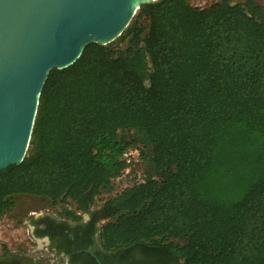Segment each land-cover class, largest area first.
I'll return each mask as SVG.
<instances>
[{"label":"trees","instance_id":"trees-1","mask_svg":"<svg viewBox=\"0 0 264 264\" xmlns=\"http://www.w3.org/2000/svg\"><path fill=\"white\" fill-rule=\"evenodd\" d=\"M119 132L142 141L141 163L147 152L153 170L91 212L105 220L100 264H264V10L255 0L143 4L113 42L51 70L25 157L0 170V218L15 196L69 200L65 222L35 235L78 236L83 227L68 220L78 223L125 170L120 156L133 145Z\"/></svg>","mask_w":264,"mask_h":264},{"label":"water","instance_id":"water-1","mask_svg":"<svg viewBox=\"0 0 264 264\" xmlns=\"http://www.w3.org/2000/svg\"><path fill=\"white\" fill-rule=\"evenodd\" d=\"M157 0H0V170L27 153L48 73L107 45Z\"/></svg>","mask_w":264,"mask_h":264},{"label":"rangeland","instance_id":"rangeland-1","mask_svg":"<svg viewBox=\"0 0 264 264\" xmlns=\"http://www.w3.org/2000/svg\"><path fill=\"white\" fill-rule=\"evenodd\" d=\"M188 3L197 8H205L220 0H187ZM233 3H243L245 0H229ZM264 10V0H255ZM118 139L131 143L130 147H143L141 140L135 137L132 132H119ZM146 153V162L132 167L128 173H124L111 181L107 190L99 192L95 197L90 209H98L108 199L126 187L140 183L152 173L150 154ZM13 208L0 218V253L3 247L9 254L21 255H45V243L42 238H35L33 233V217H51L61 219L65 211H74L75 205L69 201H59L51 204L44 198L30 196L13 197ZM34 214V215H32ZM79 214V213H77ZM1 255V254H0Z\"/></svg>","mask_w":264,"mask_h":264},{"label":"flooded vegetation","instance_id":"flooded-vegetation-1","mask_svg":"<svg viewBox=\"0 0 264 264\" xmlns=\"http://www.w3.org/2000/svg\"><path fill=\"white\" fill-rule=\"evenodd\" d=\"M95 209H90L89 212L79 213L81 219L78 223L71 222L68 220V224L71 227L77 225L83 227L77 230L78 236L74 235L73 232L69 233L68 242L59 239L58 237L51 238L50 236L38 237L35 235V231L38 229L45 230L50 222H65L63 218L56 219L51 217H33V233L35 238H42L45 243V255H21V254H10L4 256L6 262L10 264H100L97 253L101 250L98 240V230L100 226L105 222L103 219H93L90 215ZM34 215V214H32ZM45 219V222L37 225L38 221ZM53 220V221H52ZM88 223H91L90 228H86ZM85 226V227H84ZM51 227V226H49ZM45 228V229H44ZM51 229V228H49ZM71 242H83L86 243V249L76 250L74 244ZM60 245H64L63 248ZM0 257H3V251L1 250ZM176 264V263H175Z\"/></svg>","mask_w":264,"mask_h":264},{"label":"built area","instance_id":"built-area-1","mask_svg":"<svg viewBox=\"0 0 264 264\" xmlns=\"http://www.w3.org/2000/svg\"><path fill=\"white\" fill-rule=\"evenodd\" d=\"M120 160L125 165V170L122 174L128 173L132 167L141 163V151L137 147H128L122 152Z\"/></svg>","mask_w":264,"mask_h":264}]
</instances>
